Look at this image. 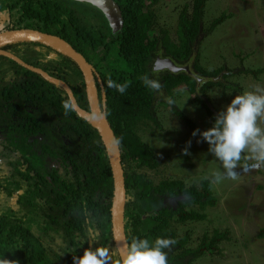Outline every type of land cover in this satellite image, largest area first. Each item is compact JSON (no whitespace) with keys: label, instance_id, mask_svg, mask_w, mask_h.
<instances>
[{"label":"trees","instance_id":"obj_1","mask_svg":"<svg viewBox=\"0 0 264 264\" xmlns=\"http://www.w3.org/2000/svg\"><path fill=\"white\" fill-rule=\"evenodd\" d=\"M115 1L124 18V27L116 34L98 8L73 0H0V32L32 29L58 36L99 74V96L105 94L107 118L121 151L128 243L133 237L175 239L176 244L165 250L168 264H194L203 256L222 255L221 244L230 240L228 230L204 233L196 245L188 228L184 235L178 234V225L207 220L208 210L218 206L210 179L189 184L177 177L157 181L147 174L157 170L159 162L140 130L151 123L162 129L159 108H170L192 131L196 125L169 100L158 99V92L146 88L141 78L158 80L173 101L174 91L185 85L214 125L218 112L210 91L221 88L227 96L242 89L228 81L232 73L228 66L202 67L199 47L233 15L225 11L207 26L209 0H191L179 9L172 33L160 23L157 6L163 0ZM4 49L66 82L79 107L90 111L83 75L71 59L36 43ZM159 57L190 70L155 71ZM237 72L259 79L264 67ZM112 82L128 84L126 92L110 87ZM0 147L4 161L0 162V259L73 264L74 255L98 246L110 248L114 261L118 258L111 219L114 180L98 131L77 114L63 88L4 56H0ZM93 231L98 241H87ZM260 235L264 238V229Z\"/></svg>","mask_w":264,"mask_h":264},{"label":"rangeland","instance_id":"obj_2","mask_svg":"<svg viewBox=\"0 0 264 264\" xmlns=\"http://www.w3.org/2000/svg\"><path fill=\"white\" fill-rule=\"evenodd\" d=\"M190 1L163 0L157 6L160 23L174 33L179 9ZM225 11L233 16L205 37L199 47L202 67L213 70L228 66L232 70L228 81L242 89V92L229 91L227 96L223 95L221 88L211 90L208 96L218 113L236 95L257 87L264 89V74L256 79L237 72L242 68L264 67V0H209L205 11L206 25ZM113 59L115 55H112ZM242 59L245 60L242 62ZM158 99L171 98L161 87ZM174 102L172 108H178L189 116L196 129L202 132L213 126L207 112L190 97L185 85L174 91ZM169 109L162 105L158 110L162 129L151 123L140 130L141 138L155 148L159 162L158 169L147 170V174L157 181L177 177L189 184H199L202 178L211 179L220 165L209 153L208 143L199 135L194 137L193 131ZM258 123L264 128V120ZM185 149L189 154H184ZM0 162L4 161L0 158ZM248 163H255L256 167L242 172L237 181L225 180L213 185L218 206L208 210L207 220L188 224L189 227L178 225L180 236L187 228L193 232L195 245L204 233L212 234L213 230H228L230 233V240L221 244L222 255L212 258L203 256L194 264H264V238L260 235L264 229V162Z\"/></svg>","mask_w":264,"mask_h":264},{"label":"clouds","instance_id":"obj_3","mask_svg":"<svg viewBox=\"0 0 264 264\" xmlns=\"http://www.w3.org/2000/svg\"><path fill=\"white\" fill-rule=\"evenodd\" d=\"M141 79L149 90L155 92L161 90L162 85L158 80L147 75ZM96 82L97 86L98 83L102 84L99 78ZM109 86L121 94H124L128 88L126 83L121 85L112 82ZM100 101L102 102V98ZM169 103L175 102L169 99ZM64 107L67 109L69 106L65 104ZM261 120H264V89L257 87L252 91L246 90L243 94L236 95L230 104L216 115L211 128L202 132L199 129L193 131L194 137L199 135L208 143L209 153L220 165V168L212 173L210 186L225 180L237 181L242 172H248L256 167L255 163H248L249 161L264 162V128L258 123ZM188 143L190 146L191 142ZM184 154H189L187 149L184 150ZM238 168L241 169L240 172L237 171ZM87 241H98V234L94 231L90 232ZM175 244L176 240L171 238L157 237L154 241H150L146 238L133 237L130 243L124 244L115 261L110 248L98 246L94 250L84 249L82 256L74 255L73 264H168V253L165 250H170ZM0 264H17V262L4 258L0 259Z\"/></svg>","mask_w":264,"mask_h":264},{"label":"water","instance_id":"obj_4","mask_svg":"<svg viewBox=\"0 0 264 264\" xmlns=\"http://www.w3.org/2000/svg\"><path fill=\"white\" fill-rule=\"evenodd\" d=\"M73 1L91 4L92 6L98 8L107 18L114 34L120 32L123 29L124 18L122 10L115 0ZM19 43L40 44L51 48L62 56L71 59L78 66L83 75L90 111L83 110L79 107L71 88L66 82L51 77L44 70L27 64L14 53L4 49V47L8 45ZM0 56L12 59L27 70L41 75L51 84L63 88L69 95L71 104L77 114L98 131L106 149V154L109 159L114 180V192L111 207L112 233L119 254L124 244L128 243L125 231L127 191L121 151L114 131L107 118L104 93L102 95V102L99 98L98 86L96 82V79L99 78L98 73L86 60V58L76 51L67 41L58 36L44 33L39 30L14 29L0 32ZM154 70H168L172 73H180L182 71H189V67L178 66L171 59H163L159 57L155 62Z\"/></svg>","mask_w":264,"mask_h":264},{"label":"flooded vegetation","instance_id":"obj_5","mask_svg":"<svg viewBox=\"0 0 264 264\" xmlns=\"http://www.w3.org/2000/svg\"><path fill=\"white\" fill-rule=\"evenodd\" d=\"M99 84V83H98Z\"/></svg>","mask_w":264,"mask_h":264}]
</instances>
